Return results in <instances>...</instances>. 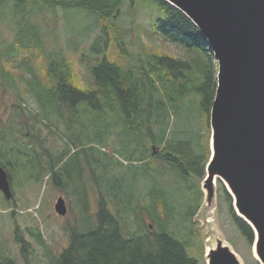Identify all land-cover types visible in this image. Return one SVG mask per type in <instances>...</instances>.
<instances>
[{
  "label": "trees",
  "instance_id": "obj_1",
  "mask_svg": "<svg viewBox=\"0 0 264 264\" xmlns=\"http://www.w3.org/2000/svg\"><path fill=\"white\" fill-rule=\"evenodd\" d=\"M126 3L132 20L140 6L156 10L146 36L176 45L184 54L152 51L134 58L126 46L127 31L117 22ZM59 12H79L95 20L98 32L88 48L80 50L82 41L74 42L90 81L79 84L62 47L44 51L38 20L48 26L53 19L55 33ZM7 13L16 27L14 39L4 47L7 63L27 52L28 64L33 50L41 48L47 64L43 77L34 67L26 68L35 79L26 91L35 96L39 112L33 114L17 101L7 121H0V165L13 189L39 184L47 176L48 184L63 190L75 185L71 193L83 197L79 206L84 218L70 227L69 246L55 257L39 228L17 225L14 239L23 262L0 248V264H35L34 243L44 248L49 258L45 264H207L205 249L196 247L193 219L205 197L201 184L212 155L210 113L218 64L200 29L166 0H0V18ZM111 45L120 52L116 58L110 55ZM7 63L2 62L3 70ZM38 122L63 140L57 154L45 144ZM71 153L76 177L61 165ZM85 168L97 194L95 220L82 184ZM217 186L247 252L232 244L245 264H261L254 253L253 227L238 215L220 179Z\"/></svg>",
  "mask_w": 264,
  "mask_h": 264
},
{
  "label": "water",
  "instance_id": "obj_2",
  "mask_svg": "<svg viewBox=\"0 0 264 264\" xmlns=\"http://www.w3.org/2000/svg\"><path fill=\"white\" fill-rule=\"evenodd\" d=\"M200 29L218 64L210 113L212 155L203 189L211 200L220 179L234 207L254 229V253L264 264V0H166ZM0 190L14 196L0 165ZM56 211H68L60 196ZM207 264H244L219 239L206 250Z\"/></svg>",
  "mask_w": 264,
  "mask_h": 264
},
{
  "label": "rangeland",
  "instance_id": "obj_3",
  "mask_svg": "<svg viewBox=\"0 0 264 264\" xmlns=\"http://www.w3.org/2000/svg\"><path fill=\"white\" fill-rule=\"evenodd\" d=\"M127 5L128 3L124 5L123 14L117 22L119 27L127 31L124 36L127 41L126 46L134 58H144L145 52L149 53L152 51L170 53L178 56L184 54L183 50L176 45L165 42L160 38L149 39L146 36L147 31L152 27V13H154V16L157 15L156 10L140 6L137 9L136 17L132 20L129 13H126ZM159 14L161 15L158 11V15ZM5 16L6 14L0 18V51L3 50L0 52V121H7L14 109L13 104L17 101L22 102L26 109L32 111L33 114L39 112V106L35 101V96L31 93V90L26 91L28 83L35 81L33 74H31L26 68H29L28 66L34 67L37 74L40 77H43L44 64H47L45 53L54 52L58 46L62 47L64 53L72 60L77 75V78L75 79H78L77 81L79 84L84 83L85 80L90 81V77L87 74L83 62H80L79 60L78 50H75L74 48V42L76 41L77 43L80 40L82 41L79 46L80 50L88 48L93 37L98 32L95 20L92 17H88L87 14L79 12L78 14L72 12L63 14L62 12H59L58 28L55 33L52 32V29L54 28V23H52L53 19H50V25L48 26L43 19H39L38 23L44 30L42 40L45 53L42 52L41 48H35L33 50V58H31L27 64L24 59L29 58V53L23 52L17 58H12L13 65L10 66L9 69H6L12 61L7 63L4 47L14 39L16 27L14 24L15 18H13L11 14H8L7 17ZM90 27L91 29L87 34L81 35L78 33L81 31L86 33L87 28ZM56 38H58L57 41ZM110 49L111 57L116 58L120 53L119 50L115 45H111ZM128 61L129 58L125 59V62ZM2 62L4 65L7 63L6 68H4L5 70H3L1 65ZM63 114L65 115L66 111H64ZM37 126L40 128V135L46 138L45 144L54 154H57L64 148L63 140L58 139L56 133H51V129H49L48 126H44L40 122L37 123ZM104 126L105 123H103V129ZM115 138L116 136L114 135L110 140L113 142ZM106 149L113 151L111 145H107ZM114 154L117 155V157L119 155L118 153ZM71 156L72 153L64 158L61 165L65 168L64 171L70 170L69 172L76 177L79 173L77 172V168L73 166L75 160H72ZM68 168L70 169L67 170ZM111 168L113 172L117 173L116 168ZM87 171L88 169L85 168V182L82 184L85 185L84 192H86L87 195L92 220H95V213L98 209L97 194L92 187L90 174L87 173ZM47 177H45L44 181L39 184L28 183L15 189L12 188L14 196L11 199H7L6 197L4 199L1 198L4 196L2 191V195L0 194V248L1 251L6 250L11 255L16 256L21 262L23 261L20 246L14 239L15 227L17 225L21 228L28 226L39 228L46 239L51 255L55 257L69 246L70 227L79 224V221L81 220L82 222L84 218L80 213L82 212V209H80L79 206L84 202L83 197H81L80 200L77 196H74V194L71 193V190L74 189L75 185H70L67 190H63L50 183L48 184ZM203 184L204 181L201 184L202 189ZM217 188L216 181L215 195L211 200L207 198V192L203 189L205 191V197L193 219L195 221V229L198 231L199 239L196 247H198V251H200L201 248H204L206 252L208 239L218 236L220 239H223L230 244L236 252L237 247L242 252H247L244 239L241 237L240 233L232 223L231 218L227 214V206L225 202L218 197ZM60 196L65 199L68 208L65 215L59 214L55 209V205ZM181 199L184 200L185 196L182 195ZM5 200L10 202L14 201L15 204L12 203L11 205H8ZM11 212L15 213L11 214ZM143 215L146 218L148 217L144 212ZM147 221L151 222L149 218H147ZM25 236L32 241L29 234ZM231 240L237 243V247L232 244ZM2 243L3 245H1ZM34 245V252L36 254L34 261L35 264H38L39 262L45 264L44 259L49 260V258H46L44 248L36 243H34ZM240 257L242 258L241 255Z\"/></svg>",
  "mask_w": 264,
  "mask_h": 264
},
{
  "label": "bare ground",
  "instance_id": "obj_4",
  "mask_svg": "<svg viewBox=\"0 0 264 264\" xmlns=\"http://www.w3.org/2000/svg\"><path fill=\"white\" fill-rule=\"evenodd\" d=\"M219 239L220 238L218 236L209 238L208 239V245H207V249L206 250L215 248L217 246V244H218ZM223 241H224V244L227 243L225 240H223Z\"/></svg>",
  "mask_w": 264,
  "mask_h": 264
}]
</instances>
